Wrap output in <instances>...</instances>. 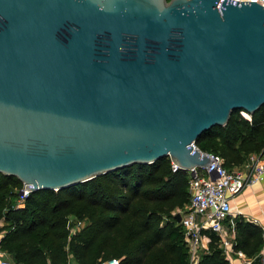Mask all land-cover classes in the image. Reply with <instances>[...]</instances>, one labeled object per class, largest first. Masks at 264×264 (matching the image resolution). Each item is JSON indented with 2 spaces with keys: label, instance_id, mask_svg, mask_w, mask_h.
<instances>
[{
  "label": "water",
  "instance_id": "obj_1",
  "mask_svg": "<svg viewBox=\"0 0 264 264\" xmlns=\"http://www.w3.org/2000/svg\"><path fill=\"white\" fill-rule=\"evenodd\" d=\"M217 1L0 0V173L33 192L207 167L195 140L264 105V4Z\"/></svg>",
  "mask_w": 264,
  "mask_h": 264
},
{
  "label": "trees",
  "instance_id": "obj_2",
  "mask_svg": "<svg viewBox=\"0 0 264 264\" xmlns=\"http://www.w3.org/2000/svg\"><path fill=\"white\" fill-rule=\"evenodd\" d=\"M194 145L218 155L228 170L251 154L263 156L264 105L250 119L233 111L224 126L203 132ZM187 184L188 171L173 169L163 157L57 191L29 192L17 207L22 183L0 173V248L14 264H189L173 214L188 202ZM234 223V249L254 257L262 249V229L239 217ZM202 232L210 241L196 264H230L216 235Z\"/></svg>",
  "mask_w": 264,
  "mask_h": 264
},
{
  "label": "built area",
  "instance_id": "obj_3",
  "mask_svg": "<svg viewBox=\"0 0 264 264\" xmlns=\"http://www.w3.org/2000/svg\"><path fill=\"white\" fill-rule=\"evenodd\" d=\"M222 1H217V8L220 9ZM257 1L264 4V0ZM240 114L247 118L242 112ZM193 148L197 147L193 144ZM202 153L210 159L209 164L205 168L195 167L188 171V202L182 210L173 213L180 215L179 224L183 228V240L189 254V264H196L199 259V253L203 248L202 239L205 235L202 231H210L216 235L218 246L225 255L232 249L234 243L231 240L235 238V231L233 226L225 225L226 219L232 215L230 199L246 185L255 184L264 178V160L249 162L246 171H236L226 169L218 155ZM22 188L18 192L17 207L22 206L23 199L29 193ZM78 225L79 222L74 223V227ZM2 236L3 234L0 233V241ZM0 264H14L8 253L1 248ZM102 264H118V261L110 260Z\"/></svg>",
  "mask_w": 264,
  "mask_h": 264
},
{
  "label": "crops",
  "instance_id": "obj_4",
  "mask_svg": "<svg viewBox=\"0 0 264 264\" xmlns=\"http://www.w3.org/2000/svg\"><path fill=\"white\" fill-rule=\"evenodd\" d=\"M257 160H264V155L251 154L243 164L234 167L232 170L246 171L247 164ZM230 204L232 207V215L226 219L225 225L229 227L233 226L235 231V238L231 241L234 244L236 242L237 233L234 221L239 217L262 229L263 245L261 251L254 257H247L242 251L235 250L233 246L232 249L227 251L226 258L230 264H253L254 260L259 256L257 263L254 264H264V178L255 184L246 185L238 194L230 199ZM208 233L212 232L209 231ZM209 241L208 234H205L202 239V252L207 250Z\"/></svg>",
  "mask_w": 264,
  "mask_h": 264
},
{
  "label": "rangeland",
  "instance_id": "obj_5",
  "mask_svg": "<svg viewBox=\"0 0 264 264\" xmlns=\"http://www.w3.org/2000/svg\"><path fill=\"white\" fill-rule=\"evenodd\" d=\"M73 223H75V222H73Z\"/></svg>",
  "mask_w": 264,
  "mask_h": 264
}]
</instances>
